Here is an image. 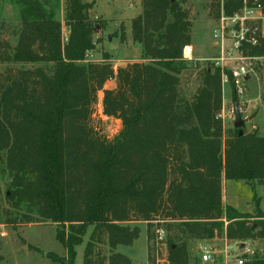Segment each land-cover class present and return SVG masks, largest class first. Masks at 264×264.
<instances>
[{"label":"trees","instance_id":"16d2710c","mask_svg":"<svg viewBox=\"0 0 264 264\" xmlns=\"http://www.w3.org/2000/svg\"><path fill=\"white\" fill-rule=\"evenodd\" d=\"M186 2L141 0V13L130 23L143 61L114 69L105 51L100 61L87 60L101 44L93 40V3L65 1L63 38L61 22L39 0H19L21 29L13 48L0 38V64L51 68L0 71V153L12 174L7 201L57 226L65 256L42 254L53 264H73L89 228L82 264H132L115 250L139 239L140 229L129 225L135 222L173 223L198 240L214 238L226 222L229 240L264 239L256 197L253 223L222 203L223 179L264 185V136L244 130L239 136L237 129L224 136L220 70L199 69L183 58L191 43ZM238 4L225 0L226 13ZM210 7L216 17L219 0ZM115 35L126 41L122 24ZM250 54L262 56L264 49ZM188 69L199 79L190 101L179 90ZM109 81L114 87L104 89ZM99 93L103 115L121 123L113 140L97 116ZM166 241L167 264H188L186 242ZM96 243L106 244L109 253L94 260ZM153 262L148 249L147 263ZM245 264H264V258Z\"/></svg>","mask_w":264,"mask_h":264},{"label":"rangeland","instance_id":"374dc122","mask_svg":"<svg viewBox=\"0 0 264 264\" xmlns=\"http://www.w3.org/2000/svg\"><path fill=\"white\" fill-rule=\"evenodd\" d=\"M66 0H39L42 7L49 11L53 17L60 21L63 29V38H67L68 29L64 26ZM84 3H93L92 9L89 11V18L95 23V33L93 40H101V44H96L94 50L87 54V60L100 61L104 51L109 52L113 57L111 61L114 69L119 65L127 62H133L139 55L137 44L132 41L131 35V10L136 6L135 0H81ZM212 0H187L183 5L184 9L189 12V20L191 22V48L190 63H195L199 69L211 66V60L217 55L215 46L212 45L211 32L215 25V17L210 14V5ZM135 18V17H134ZM130 21V22H129ZM129 22V23H128ZM22 17L20 14L19 0H0V38L7 41L13 48L17 42V33L21 29ZM124 26L125 32L127 28L128 41L119 43L117 35L119 26ZM102 26L100 29L99 27ZM186 56H189L187 54ZM183 58L184 54H183ZM255 68V74L251 76L250 82L246 85V96L237 102L233 99L232 88L228 85H222V108L220 118L222 120L224 136L230 135L234 130V109L242 108L244 111L247 124L243 130L245 132L255 131L260 136H264V60L253 61L251 63ZM41 67L45 69L51 68V65L45 63L38 64H18L14 62L0 64V71L6 68L12 69H33ZM196 70L188 69L180 76L179 90L182 96L191 100L198 85L199 79ZM114 87V81L105 84L104 89ZM98 107L101 109L102 93H99ZM239 110V109H238ZM233 113V114H232ZM241 114V113H240ZM242 119L244 120L242 114ZM101 122V123H100ZM102 128L113 140L121 130V123L115 118L103 117ZM246 123V121L244 120ZM12 174L5 167V155L0 153V256L3 261L0 264H53L50 260L43 257V253H53L64 257L65 250L56 241V225L49 221H43L37 215L28 209L25 205L15 207L7 201V196L11 192ZM257 183V182H256ZM244 184L240 181H227L224 188L227 203L234 204L240 211V214L249 218L248 223H253L254 219V203L253 198L259 200V206L264 209V185ZM223 202V200H222ZM225 202V201H224ZM130 226H137L140 234L136 245L132 247L136 264H148L143 252V245L146 250H150V256L154 261L165 259L168 263L167 241L162 245L156 240L158 231H163L166 239L167 236L185 241L187 246L188 264H222L224 261L223 251L225 245L230 249V255L238 254L243 256L246 261L253 258H264V239L235 241L229 240L225 236L224 223L223 230L220 234L215 233L214 238L208 240H198L192 237L183 236L177 229L175 224L167 228V224L162 221L154 220L149 224L146 222L130 223ZM92 228L87 230L83 238V242L76 247V256L73 264H82L83 250L89 240ZM147 232L148 235H147ZM149 236V241H148ZM165 239V240H166ZM247 244L250 246L251 253H244L236 250V244ZM207 247L212 252L211 263L202 262L201 248ZM37 249L39 252H36ZM123 250V248H121ZM124 251L130 254V249ZM109 249L106 244L94 245L93 258L96 260L107 256ZM154 263V262H153Z\"/></svg>","mask_w":264,"mask_h":264},{"label":"built area","instance_id":"2783aa9c","mask_svg":"<svg viewBox=\"0 0 264 264\" xmlns=\"http://www.w3.org/2000/svg\"><path fill=\"white\" fill-rule=\"evenodd\" d=\"M238 1V7L227 14L224 9L225 0H219V11L211 32L217 55L211 60V66L220 70L221 84L230 86L237 102H241L246 96V85L250 82L251 76L255 74V68L251 63L264 60V55L255 56L250 54L255 49H264V1ZM186 48L183 50L184 57L186 60H191V48L188 52L189 56L185 54ZM238 109L244 120H246L243 109ZM97 116L101 121H103V117H106L102 113V108L98 107ZM104 134L110 140L105 130ZM165 239L164 232L158 231L156 240L164 245ZM240 248L241 243H237L236 250H240ZM201 250L202 262L211 263L213 252L207 247H203ZM241 251L245 254L251 253L250 246L244 244ZM230 253L228 245H225L222 264H245L246 260L243 256L230 255ZM153 264H167V261L165 259L159 261L154 258Z\"/></svg>","mask_w":264,"mask_h":264},{"label":"crops","instance_id":"0c3cea01","mask_svg":"<svg viewBox=\"0 0 264 264\" xmlns=\"http://www.w3.org/2000/svg\"><path fill=\"white\" fill-rule=\"evenodd\" d=\"M115 1H118V0H115ZM136 1V6H135V8L133 9V10H131V19L132 18H134V17H136L137 15H139L140 13H141V0H135ZM130 22V21H129ZM128 22V23H129ZM129 24H131V23H129ZM125 36H126V41H125V45L127 44V41H128V32H127V28H126V32H125ZM212 45L214 46L215 44L214 43H212ZM137 47H138V51L140 52V55L133 61V62H140V61H143L142 60V56H141V51H140V47L137 45ZM105 52H107V51H105ZM109 55H110V58L111 57H113L109 52H107ZM112 60V59H111ZM128 63V62H127ZM126 63H123V64H121V65H119L118 67H122V66H124ZM113 88V87H112ZM112 88H110V89H112ZM247 119V118H246ZM246 121V123L245 124H247V120H245ZM264 124V123H263ZM226 182H227V180H222V186L223 185H225L226 184ZM240 182H242V181H240ZM244 184H246L245 182H243ZM255 184H257L256 182H254ZM253 183V184H254ZM247 185V184H246ZM249 185H251V184H249ZM224 188L222 187V200H223V204L224 205H227V206H230V207H232V208H234L236 211H239V212H242V211H240L234 204H232V203H227V198L225 197V193H224ZM225 201V202H224ZM260 207V206H259ZM260 210L262 211V212H264V209L263 208H261L260 207ZM140 234H142V231H141V233ZM138 241V240H137ZM137 241H135L134 243H133V245H131V246H118L117 248H116V250H115V252H117V253H120V254H122V255H125L126 257H128L130 260H131V262H132V264H136L135 263V258H134V251H132L131 249H132V247H134V245H136V242ZM121 248H123V250H121ZM124 248L125 249H130V254L129 253H127V252H125L124 251ZM142 249H143V252H144V256H145V258H146V255H147V250H146V247L143 245V247H142Z\"/></svg>","mask_w":264,"mask_h":264},{"label":"water","instance_id":"95a60500","mask_svg":"<svg viewBox=\"0 0 264 264\" xmlns=\"http://www.w3.org/2000/svg\"><path fill=\"white\" fill-rule=\"evenodd\" d=\"M234 112H235L234 113L235 117H234V122H233V128L239 130L238 133H239V136H241L242 135V130L245 127V122L242 119L241 114L237 110V108H235ZM243 247H244V244H241V248H243Z\"/></svg>","mask_w":264,"mask_h":264},{"label":"bare ground","instance_id":"6f19581e","mask_svg":"<svg viewBox=\"0 0 264 264\" xmlns=\"http://www.w3.org/2000/svg\"><path fill=\"white\" fill-rule=\"evenodd\" d=\"M189 50H190V48L187 47L186 50H185V54L186 55L188 54Z\"/></svg>","mask_w":264,"mask_h":264}]
</instances>
